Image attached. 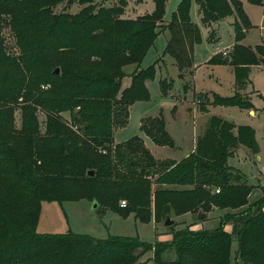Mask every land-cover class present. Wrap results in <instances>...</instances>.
<instances>
[{
	"label": "trees",
	"instance_id": "16d2710c",
	"mask_svg": "<svg viewBox=\"0 0 264 264\" xmlns=\"http://www.w3.org/2000/svg\"><path fill=\"white\" fill-rule=\"evenodd\" d=\"M165 1L153 0L152 13L130 19L121 16L127 0L110 6L94 0H0V264H140L148 251L154 264H231L227 222L237 237L235 257L242 264H264V186L250 201L254 186L228 164L241 144L258 152L251 126L212 115L193 151L177 161L155 158L138 135L114 142V130L128 123L129 107L149 98L146 81L154 78L157 61L133 70L123 89L121 79L123 68L139 66L154 43ZM74 2L81 8L72 13ZM247 2L264 5V0ZM190 3L180 0L162 26L169 35L163 54H170L180 71L192 67L200 40ZM197 4L205 26L234 17L229 61L215 54L207 62L232 66L235 93L212 92L209 102L199 93L205 102L200 111H207V104L252 109L242 92L252 67H264V42L242 43L252 27L242 0ZM6 29L15 51L7 47ZM159 84L166 94L172 80ZM139 128L154 144L175 147L161 113L141 118ZM81 199L144 223L214 208L225 213L213 230H194L192 223L171 228L170 241L37 232L42 202ZM119 199L125 206L118 207ZM166 251L174 258L164 259Z\"/></svg>",
	"mask_w": 264,
	"mask_h": 264
},
{
	"label": "rangeland",
	"instance_id": "374dc122",
	"mask_svg": "<svg viewBox=\"0 0 264 264\" xmlns=\"http://www.w3.org/2000/svg\"><path fill=\"white\" fill-rule=\"evenodd\" d=\"M105 6L116 3V0H94ZM180 0H166L164 14L158 35L154 43L147 51L139 66L130 64L123 69L124 75L121 79V87H125L130 75L137 67L146 68L154 63L156 73L153 79L146 81L149 90L147 100L135 101L129 107L128 123L125 127L117 129L114 138L117 141L128 139L138 135L145 137L146 147L155 158L173 157L181 159L193 151L197 137L200 136L207 125L210 116H218L235 125H249L255 131V138L258 143V152H252L248 147L239 145L228 158L231 165L242 179L254 186L250 201L257 198L260 193V186H264V67L254 66L249 74V82L242 94L249 97L254 113L249 114V109L237 106L208 105V111H200L199 104H205L204 99L199 100V93L207 96V102L211 99V93L221 97H229L235 93L234 70L229 63L209 64L207 61L215 54L216 57L225 60L229 57L234 43V30L232 16H226L205 26L201 20L197 0H191L189 15L191 21L196 24L200 32V40L194 46L193 68L178 70L173 57L170 54H163L164 47L168 40L167 30H162L163 24L169 22L173 12L176 10ZM62 4L54 8L55 11L62 10ZM153 0H127L123 18H136L138 15L152 13L154 11ZM81 8V5L74 2L68 11L74 13ZM243 8L252 25L246 32L242 43L254 46L264 42V5H254L243 0ZM5 31L6 44L13 49V39ZM14 50V49H13ZM15 51V50H14ZM218 51V52H217ZM210 57L208 60L207 58ZM205 60H207L205 62ZM229 61V60H228ZM193 69V71H192ZM181 75L183 77H181ZM172 80L171 88L163 94L159 81ZM47 85L45 86V88ZM201 101V102H200ZM206 105V106H207ZM162 114L165 126L174 140L175 147L158 146L154 144L139 128L140 119L146 116ZM40 125L43 128L44 115L38 114ZM69 119L68 113H63ZM20 111H15V125L20 127ZM145 144V143H144ZM194 148L192 149V147ZM177 161V160H175ZM122 199L117 202L121 206ZM234 211V210H233ZM225 213L223 210L214 208L211 212L198 218L197 214H183L176 216L170 214L168 217L173 220L172 224L164 225V219L147 223L135 220L133 214L121 217L118 213L108 209L93 208L90 201L81 199L79 201L64 202H42L39 220L36 230L39 233H65L68 231L90 234L98 238L111 236L138 237L146 242H154L158 234L164 237L163 241H170L171 235L167 232L174 229H182L191 224L194 230H213L219 226V217ZM205 218V219H204ZM204 219V220H203ZM224 229L232 234L230 248L231 264H242L236 256L237 237L234 234L233 226L227 222ZM161 241V240H160ZM173 251H166L163 258L166 260L174 258ZM152 252L148 251L141 257L140 264H154Z\"/></svg>",
	"mask_w": 264,
	"mask_h": 264
},
{
	"label": "crops",
	"instance_id": "0c3cea01",
	"mask_svg": "<svg viewBox=\"0 0 264 264\" xmlns=\"http://www.w3.org/2000/svg\"><path fill=\"white\" fill-rule=\"evenodd\" d=\"M242 4H243V0H242ZM233 17V16H232ZM234 18V17H233ZM163 25H165V24H163ZM218 52V51H217ZM210 57H208L207 58V60L209 59ZM207 60H205V62L207 61ZM217 64H215V66H216ZM193 66H194V63H193V65H192V68H193ZM212 66H214V65H212ZM192 71H193V69H192ZM130 80H131V78H129V81H127L126 82V86L125 87H127L129 84H130ZM248 85V84H247ZM125 87H123V88H125ZM122 88V87H121ZM122 88V89H123ZM244 91V90H243ZM207 111H208V105H207ZM249 112V114H253L254 113V110L253 109H251V110H249L248 111ZM118 130L117 129H115L114 130V132H113V139H114V142H122V141H124V140H122V141H117L115 138H114V134L117 132ZM149 138V137H148ZM126 140V139H125ZM143 141H144V143H145V145H146V142H145V137H143ZM152 141V140H151ZM194 148V146L192 147V149ZM166 158H170V159H174V160H179V159H177V158H173V157H166ZM157 159H162V158H157ZM42 233V232H41ZM163 239H164V237L162 236V235H159L158 234V240H161V241H163ZM141 260V259H140Z\"/></svg>",
	"mask_w": 264,
	"mask_h": 264
},
{
	"label": "water",
	"instance_id": "95a60500",
	"mask_svg": "<svg viewBox=\"0 0 264 264\" xmlns=\"http://www.w3.org/2000/svg\"><path fill=\"white\" fill-rule=\"evenodd\" d=\"M228 60H229V57H225V61H228ZM54 73H55V74H58V73H59V70H58V69H55ZM181 77H183V76L181 75ZM88 174L92 175V174H93V171H89ZM91 205L93 206V208H96V205H97V204H96L95 202H93V203H91ZM203 215H204V213L201 212V211H199L198 214H197V217H198V218H202ZM172 222H173V220L170 219V217L167 216V217L165 218V220H164V225H170V224H172Z\"/></svg>",
	"mask_w": 264,
	"mask_h": 264
},
{
	"label": "built area",
	"instance_id": "2783aa9c",
	"mask_svg": "<svg viewBox=\"0 0 264 264\" xmlns=\"http://www.w3.org/2000/svg\"><path fill=\"white\" fill-rule=\"evenodd\" d=\"M218 191V190H217ZM121 206H125V201H121Z\"/></svg>",
	"mask_w": 264,
	"mask_h": 264
}]
</instances>
